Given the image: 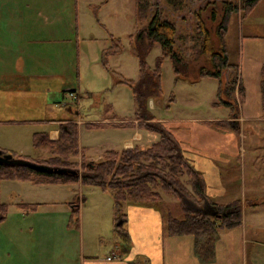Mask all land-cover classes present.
I'll list each match as a JSON object with an SVG mask.
<instances>
[{
	"label": "crops",
	"instance_id": "obj_1",
	"mask_svg": "<svg viewBox=\"0 0 264 264\" xmlns=\"http://www.w3.org/2000/svg\"><path fill=\"white\" fill-rule=\"evenodd\" d=\"M47 2L50 4L34 0H0V149L34 160L48 158V146H34L33 135L41 133L43 138L56 141L64 124L73 123L77 126L79 146L75 157L98 162L110 150L151 147L159 140V134L141 123L160 122L179 142L192 166L201 172L207 196L217 204L240 199L243 206L239 194L245 184L239 179L237 160L233 161L240 156L241 149L234 146L232 130L240 134L243 123L264 122L261 85L264 34L255 32L245 36L246 45L239 49L236 63L229 61L228 54V61L234 66L226 70H234L237 76L232 97L224 92V104L216 105L217 99L209 102L213 107L222 106L225 117L188 113L165 118L152 115L151 120H139L134 113L132 119L113 114L112 118L86 122L78 117L77 110L68 106L66 116L61 114V118L54 119L51 117L65 105L67 93L75 92V78L80 77L81 53L77 14L69 15L70 19L66 20L67 14L64 16L57 8L59 3ZM260 7H264V0H260L253 11ZM237 13L241 14L240 10ZM256 27V31H260L261 27ZM227 72L226 82L229 79ZM121 78L126 79L122 75ZM217 91L218 85L216 98ZM230 99L236 101L235 114L227 104ZM107 124L119 130L132 125L133 129L130 132L124 129L117 134L103 133L99 145L91 149L85 146L83 128L105 129ZM55 186L57 184H36L30 180L1 181L0 201L7 204V211L0 222V264H264V238H259V234L264 233V219L258 216L264 212L263 184L252 187L262 188L254 190L260 192L259 195L254 193L256 199L252 202L257 217L247 223L244 205L241 224L218 231L211 260H204L195 253L193 236L167 234V214L174 212L163 200L151 205L127 203L126 220L119 227L114 223L113 199L108 192L90 186L91 195L87 199L81 197L79 187V194L75 195L74 190L66 192ZM35 203L34 210L23 206ZM69 204L72 210L78 208V230L83 228L81 219L86 207L95 208L93 227L97 231L103 221L111 219V235L99 237L107 242L102 240V244L92 249L81 239L78 243L65 240L62 235L66 225L56 220L57 213H65ZM45 208H50L51 213L48 214L49 210L43 216L40 213ZM59 227L60 237H47L56 235ZM116 234L127 246L114 238Z\"/></svg>",
	"mask_w": 264,
	"mask_h": 264
},
{
	"label": "rangeland",
	"instance_id": "obj_2",
	"mask_svg": "<svg viewBox=\"0 0 264 264\" xmlns=\"http://www.w3.org/2000/svg\"><path fill=\"white\" fill-rule=\"evenodd\" d=\"M34 1H39L40 4L47 3V5L50 4L47 1L59 3L57 8L63 12L64 16L67 14L65 16L66 20L70 19L69 15L72 17L73 14H77L79 27L78 49H80L81 60L80 77L75 78V97L71 98L68 95L64 101L65 105H62L58 111H54L51 118L59 119L61 114L66 116L68 114L66 109L69 106L77 110L79 112L78 117L86 122L96 121L103 117L112 118L113 114L118 118L132 119L137 103L131 87L126 83L120 82V80L121 75L126 79L136 80L139 74V60L134 52V37L136 32L146 25L147 22L139 18L137 0ZM221 1L223 0H149L145 17L150 19L154 13H157L161 19H166L176 26L175 47L184 57L191 60L190 76L192 78L196 77L201 67L204 70L211 69V64L204 57L197 56L196 52L198 45L202 43L203 39L199 28L200 23L208 30L212 48L214 50L219 49L220 38L217 30L223 17L220 6ZM230 1L233 3L239 2V0ZM213 9L217 11L215 20H212L211 17ZM73 20L75 22L74 18ZM69 24L70 21L67 23L66 30ZM257 25L261 27L260 31H256ZM249 33L264 34V7L252 11L245 17L237 12H233L230 15L224 39L230 62H237L239 49L244 47V44L246 45L244 39ZM114 44L118 45L117 52L106 54L105 51L113 49L115 47ZM159 58H161L159 70L162 92L159 98H151L148 101L149 114L156 118L184 116L188 113H198L200 116H226L225 109L222 106L213 107V104L209 103L211 100L217 99L218 81L216 79L202 77L195 82L176 79L170 58L164 56L161 45L158 42H154L146 55L145 62L149 68L154 69ZM226 72V69L222 72V80L224 82L225 78L227 79ZM227 73H229V78L236 76L234 70ZM201 103L202 105H200ZM106 126L108 128L105 129L83 128L82 137L85 146L91 149L99 145L101 138H103V133L117 134V132H121L124 129H129L128 132L133 129L132 125L123 127L121 128L122 130H119L120 128L115 129L116 127L112 124H107ZM241 128V133L244 136L232 130L234 146L237 150L241 149L240 156H236L233 161L237 160L240 173L239 179H242L243 185L245 184L239 197L244 202L243 206L245 205L246 221L250 223L258 215L253 210L252 202L256 199L254 193L259 195L260 192L254 190L262 189H252V187L260 184L264 186V122H245ZM30 154H33V151ZM48 158L41 160H47ZM71 160L74 163L70 167L78 168L80 173L84 169L86 162H93L85 158L82 160L77 159L75 156H72ZM83 161L85 163H82ZM186 180L187 177L182 178L183 182H186ZM57 186H55L57 189H65L66 192L67 190H74L75 195L79 194V187L82 189V192H80L81 197L87 199L91 195L90 186L82 185L80 178L75 182L57 184ZM262 194H264V188L262 189ZM161 200L169 204V207L166 204L165 207L173 209V214L176 217H182L181 207L177 199L163 193ZM64 209L66 210V208ZM49 210L48 214H50V208L42 209L43 212L40 214L45 216L46 214L44 213ZM94 212L95 208L92 206L83 210V219H81L83 228L81 230H78L80 224L79 211L78 214H75L71 204L68 205V210L65 213H57L59 217L56 221L61 223V225H66L62 235L64 239L75 240V243H78L79 239H81L85 245H91L92 249H96L97 245L99 243L102 244L103 241L107 242V239L99 237L100 235L105 237L111 235L109 230L111 219L107 218L105 222L103 221L100 231H97L93 227L95 224ZM263 213H259L258 216L264 219ZM53 214H56V212ZM48 236L60 237L61 228L59 227L56 235L49 234ZM114 238L122 241V244L127 246L122 237L114 235ZM259 238H264V233H260ZM116 242L118 241L116 240Z\"/></svg>",
	"mask_w": 264,
	"mask_h": 264
},
{
	"label": "trees",
	"instance_id": "obj_3",
	"mask_svg": "<svg viewBox=\"0 0 264 264\" xmlns=\"http://www.w3.org/2000/svg\"><path fill=\"white\" fill-rule=\"evenodd\" d=\"M260 0H239L233 3L223 0L220 3L223 14L218 26L220 46L214 50L211 46L208 30L200 23L199 28L203 36L198 45L197 56L204 57L211 64V69L200 68L195 78L190 76L191 60L187 59L175 47L176 26L161 19L154 13L150 19L146 16L149 0H137L139 18L147 24L141 27L134 37V52L139 60V77L136 80L121 78L120 82L128 84L137 103L135 116L139 120L154 118L148 112V101L161 96V75L158 59L156 67L151 69L145 62L152 44L158 42L162 54L168 56L172 69L178 80L198 81L202 77L214 78L218 81L216 105L224 104V95L233 94L237 76L222 80V72L234 65L228 61V52L224 44L228 21L233 12L240 10L242 16H248ZM212 20L217 17V11H211ZM105 53H116L118 45ZM116 48V49H115ZM196 56V57H197ZM262 105L264 109V65L262 67ZM241 90L239 91V93ZM232 97V96H231ZM234 101V102H232ZM232 113H236V101L230 99L227 103ZM159 134V140L147 149L135 146L120 151L110 150L104 153L98 162L83 161L84 169L80 173L82 185L98 186L108 192L113 199V219L116 226L122 227L126 220V204H154L161 200L162 194L174 197L179 201L182 217L178 218L171 212L167 214L165 228L168 235H191L194 238V251L204 260H211L215 252V241L221 228L239 226L242 220V202L234 199L225 204L213 202L206 194V183L200 171L196 170L183 154L176 138L160 122L141 123ZM33 145H47L50 156L47 160H32L26 156L11 151L14 157L25 158L38 163L52 166L68 167L74 162L72 156L79 153L77 126L73 123L64 124L58 140L50 141L43 138L41 133L33 135ZM187 177L186 182L182 178ZM76 176L36 172L26 167L0 165V182L2 180H30L36 184L72 183L79 179ZM26 209L34 210L37 204H23ZM215 212L211 214L208 212ZM7 204L0 201V222L4 220ZM73 212L78 214V208ZM118 227V228H119ZM117 228V230H119Z\"/></svg>",
	"mask_w": 264,
	"mask_h": 264
},
{
	"label": "water",
	"instance_id": "obj_4",
	"mask_svg": "<svg viewBox=\"0 0 264 264\" xmlns=\"http://www.w3.org/2000/svg\"><path fill=\"white\" fill-rule=\"evenodd\" d=\"M0 165L26 167L36 172H43V173L65 174L76 177L80 176V170L78 168L52 166L44 163L31 161L25 158H17L14 157L11 153H7L1 149H0ZM210 213L214 214L215 212H210Z\"/></svg>",
	"mask_w": 264,
	"mask_h": 264
},
{
	"label": "built area",
	"instance_id": "obj_5",
	"mask_svg": "<svg viewBox=\"0 0 264 264\" xmlns=\"http://www.w3.org/2000/svg\"><path fill=\"white\" fill-rule=\"evenodd\" d=\"M68 95H69L71 98H72V97H73V98L75 97L74 93H72V92H69ZM107 259H111V258L108 257Z\"/></svg>",
	"mask_w": 264,
	"mask_h": 264
}]
</instances>
